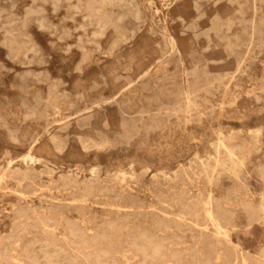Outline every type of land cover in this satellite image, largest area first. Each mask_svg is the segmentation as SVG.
<instances>
[{
	"label": "rangeland",
	"instance_id": "1",
	"mask_svg": "<svg viewBox=\"0 0 264 264\" xmlns=\"http://www.w3.org/2000/svg\"><path fill=\"white\" fill-rule=\"evenodd\" d=\"M92 1L0 0V264H264V0Z\"/></svg>",
	"mask_w": 264,
	"mask_h": 264
},
{
	"label": "bare ground",
	"instance_id": "2",
	"mask_svg": "<svg viewBox=\"0 0 264 264\" xmlns=\"http://www.w3.org/2000/svg\"><path fill=\"white\" fill-rule=\"evenodd\" d=\"M92 2H94V0L92 1ZM124 2H125V0H124ZM90 3V2H89ZM98 3V2H97ZM91 4V3H90ZM90 4H86V5H90ZM108 4V3H107ZM147 4V3H146ZM92 5V4H91ZM93 6H95V5H93ZM98 7H99V5H97ZM89 10V9H88ZM155 10V9H154ZM91 11V10H90ZM94 11V10H93ZM102 16H105V15H103L102 14ZM98 17V16H97ZM93 18V17H92ZM99 18V17H98ZM101 18V17H100ZM252 20V19H251ZM252 22V21H251ZM96 27V26H95ZM94 27V28H95ZM99 31V30H98ZM226 32V31H225ZM98 33H100V32H98ZM251 34V33H250ZM250 37H251V35H250ZM169 44L171 45V49L172 48H174L175 47V41H174V39L173 38H171L170 40H169ZM230 48V47H229ZM228 49V48H227ZM231 79V78H230ZM50 118V117H49ZM26 157H30L29 156V154L27 153L26 154V156H25V158ZM31 158V157H30ZM32 160V159H31ZM215 162V161H214ZM214 166V165H213ZM233 176V175H232ZM209 195H210V193H209ZM206 196H207V193H206ZM264 200V199H263ZM211 202L210 201H207L206 202V200H205V203L203 204V207H202V210H203V218H204V221H206V222H208L209 224H211L216 230H217V232H222L221 231V226H220V224H219V222H218V220H217V218H216V216H215V213H214V211H213V208H212V206H211V204H210ZM261 209V208H260ZM263 210V209H262ZM264 212V211H263ZM38 216V215H37ZM85 216V215H84ZM232 216V215H231ZM172 217H174V216H172ZM175 218V217H174ZM44 219V218H43ZM176 219H177V217H176ZM47 220V219H46ZM69 220V219H68ZM28 221V220H27ZM40 221H41V219H40ZM45 221V220H44ZM48 221V220H47ZM76 222V221H75ZM39 223V222H38ZM42 223V222H41ZM40 223V224H41ZM68 223V222H67ZM80 223V222H79ZM22 224V223H21ZM44 225H45V223H44ZM75 225V224H74ZM70 226H71V228L73 227L72 225H71V223H70ZM43 227V226H42ZM105 227V226H104ZM135 227V226H134ZM212 227V228H213ZM70 228V227H69ZM70 228V229H71ZM45 229H46V225H45ZM48 229V228H47ZM66 230H67V228H66ZM77 230V229H76ZM80 230H81V228H80ZM53 231V230H52ZM73 231V230H72ZM153 231V230H152ZM70 232V230H67V234ZM80 232V231H79ZM72 233V232H71ZM74 233H77V234H79L78 232H76L75 231V229H74ZM83 234L84 235V233L81 231L80 232V234ZM96 233V232H95ZM110 233L111 234H115L116 233V229L114 228V226H111L110 227ZM223 233H225V232H223ZM79 234V235H80ZM81 234V235H82ZM218 234V233H217ZM69 235V234H68ZM71 235V237H73V235L72 234H70ZM85 235H87V234H85ZM84 235V236H85ZM139 235V234H138ZM150 235V234H149ZM214 235H216V234H214ZM225 235V234H224ZM148 236V235H147ZM218 236H219V234H218ZM68 237V236H67ZM76 237V236H75ZM77 237H78V235H77ZM86 237V236H85ZM102 237H104V236H102ZM139 237V236H138ZM137 237V238H138ZM199 237V236H198ZM66 238V237H65ZM81 238V237H80ZM110 238V237H109ZM108 238V240H107V243H105V244H107V248L106 249H102L103 250V254L104 255H108V256H110V255H112V254H114V253H117V252H121V251H123V250H125V249H122V248H124V247H122V248H119V247H117V246H115V245H113L112 244V240L111 239H109ZM3 239V238H2ZM8 239V238H7ZM78 239V238H77ZM94 239V238H93ZM96 239H98V238H96ZM122 239V238H121ZM4 240V239H3ZM83 241H84V239H82ZM86 240V239H85ZM95 240V239H94ZM133 240H134V238H133ZM132 240V241H133ZM138 239H136V241H137ZM140 240H143L144 242V244H140V245H138L137 244V248H136V250H138V252L140 251L142 254H140V255H144L143 256V258H144V260H146V256H149L150 257V259H154V260H156V261H158V257L159 256H161L160 255V253H161V245L157 242V243H151V240H149V238H147L146 236H142L141 235V239ZM179 240V239H178ZM192 240V239H191ZM224 240V239H223ZM227 240H229V239H227ZM92 241V240H91ZM135 241V240H134ZM193 241V240H192ZM197 241V240H196ZM85 243H87L86 241H84ZM99 242V241H98ZM117 242V241H116ZM131 242V241H130ZM138 242V241H137ZM35 243V242H34ZM93 243V242H92ZM128 243H129V241H128ZM135 243V242H134ZM134 243H132V244H134ZM197 243V242H196ZM16 244V243H15ZM82 244V243H81ZM84 244V243H83ZM103 244V243H102ZM131 244V243H130ZM194 244V243H193ZM198 244V243H197ZM1 245V244H0ZM12 245V244H11ZM10 245V246H11ZM89 245V244H88ZM128 245V244H127ZM232 245V244H231ZM103 246V245H102ZM133 246V245H132ZM196 246V245H195ZM80 247H81V245H80ZM84 247L86 248L87 247V244H86V246L84 245ZM104 247V246H103ZM133 247H136V245L135 246H133ZM68 248H70V247H68ZM99 249V248H98ZM224 249V248H223ZM100 250V249H99ZM148 250H150V252L149 253H147V251ZM78 251V250H77ZM132 251V250H131ZM134 252H135V254H136V251L135 250H133ZM132 251V252H133ZM178 251V250H177ZM87 252V251H86ZM99 252H101V251H99ZM126 252V251H125ZM127 252H128V250H127ZM220 252V251H219ZM89 253V252H88ZM88 253H85V255H87ZM94 253H95V251H94ZM124 253V252H123ZM78 254V253H77ZM100 254V253H99ZM127 254V253H126ZM132 254V253H131ZM134 254V255H135ZM196 254V253H195ZM92 255V254H91ZM102 255V254H101ZM119 255V254H118ZM88 256V255H87ZM90 256V255H89ZM88 256V257H89ZM98 256V255H97ZM97 256L95 255V257L97 258ZM107 256V257H108ZM128 256V255H127ZM127 256L125 255V254H123L122 255V257L124 258V260H125V262H127L128 261V259H127ZM132 256V255H131ZM137 256V255H136ZM204 256H205V254H204ZM256 256V255H255ZM254 256V257H255ZM103 256H101V258H102ZM85 258V257H84ZM100 258V259H101ZM128 258H131V257H128ZM138 258H139V256H138ZM142 258V259H143ZM13 259V258H12ZM109 259H110V257H109ZM118 259V258H117ZM85 260V259H84ZM93 260V259H92ZM91 260V261H92ZM98 260V259H97ZM111 260V259H110ZM112 260H115L114 258L112 259ZM161 260V259H160ZM9 261H10V259H9ZM12 261H14V260H12ZM17 261V260H16ZM90 261V262H91ZM96 261V260H95ZM138 261H139V259H138ZM141 261V260H140ZM213 261V260H212ZM18 262V261H17ZM110 262V261H109ZM143 262V261H142ZM147 262H148V260H147ZM19 263V262H18ZM111 263L112 264H117V261H111ZM129 263V262H128ZM140 263V262H139ZM233 263V262H232ZM255 263V262H254ZM22 264V263H21ZM100 264V263H99ZM102 264V263H101ZM104 264V263H103ZM144 264V263H143ZM149 264H157V263H154V262H149ZM172 264V263H171ZM219 264V263H218ZM235 264V263H234Z\"/></svg>",
	"mask_w": 264,
	"mask_h": 264
}]
</instances>
